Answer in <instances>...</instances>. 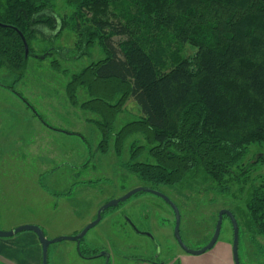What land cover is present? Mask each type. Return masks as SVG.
I'll use <instances>...</instances> for the list:
<instances>
[{"label": "trees", "instance_id": "1", "mask_svg": "<svg viewBox=\"0 0 264 264\" xmlns=\"http://www.w3.org/2000/svg\"><path fill=\"white\" fill-rule=\"evenodd\" d=\"M65 2L69 17L54 12L53 0H0V68L24 73L18 32L28 56L32 42H51L67 27L77 35L75 50H55L59 60L88 57L97 46L102 59L73 74L65 89L73 104L77 89L87 93L80 105L100 119L103 153L111 138L119 155L128 137L142 135L151 161L138 162L144 148L134 145L123 166L155 191L202 175L226 192L229 182H247L251 166L264 165L262 155L242 165L250 146L264 145V0ZM155 32L169 34V69L157 59ZM184 45L195 49L190 58L178 55ZM50 65L58 69L54 59ZM128 100L140 117L114 132ZM241 216L255 242L264 238V178L251 186Z\"/></svg>", "mask_w": 264, "mask_h": 264}, {"label": "rangeland", "instance_id": "2", "mask_svg": "<svg viewBox=\"0 0 264 264\" xmlns=\"http://www.w3.org/2000/svg\"><path fill=\"white\" fill-rule=\"evenodd\" d=\"M53 10L59 17L72 14L65 0H53ZM153 34L157 41L152 42L154 49L160 50L156 58L169 69L173 53L169 34ZM76 37L67 27L51 42H42L40 38L32 42L31 55L20 78L0 68V164L4 161L12 163L15 169L29 171L30 190H34L31 184H37L46 194L44 200L55 204V213L50 214L54 222L47 226L53 233L59 231L60 236L56 238L76 236L96 219L103 205L134 189L148 188L123 166L130 161L132 146L144 148L138 162L151 161L140 134L128 137L119 155L111 138L103 153L99 144L101 133L95 125L100 119L80 105L88 99L85 90L77 89L76 103L70 102L65 89L70 77L103 57L94 46L88 57L59 60L54 51H74ZM161 37L167 40L163 42ZM158 42L163 43L159 45ZM178 49L180 58H190L195 52L188 45ZM53 59L58 69L51 67ZM139 117L138 107L128 100L114 121V132ZM258 155L264 156V145L250 146L243 167ZM4 162L0 168L6 166ZM262 178L264 165L251 166L247 182H229L226 192L202 175L186 179L177 186H159L156 191L176 206L180 216L179 234L186 247L192 250L204 247L213 235L218 213L227 210L238 222L239 263L264 264V238H257L255 242L244 229L241 216L245 213L248 191ZM28 199L31 204L37 197L30 193ZM174 224V214L162 199L140 192L103 212L100 222L75 243L77 250L87 257L85 264H107V258L101 256L107 251L148 264H177L176 256L183 251L175 240ZM224 241L232 243L231 224L225 217L217 243ZM70 243L74 242L62 240L52 244L55 246H51L50 260L54 257V249L62 248L58 258L63 264L67 255L63 248Z\"/></svg>", "mask_w": 264, "mask_h": 264}, {"label": "crops", "instance_id": "3", "mask_svg": "<svg viewBox=\"0 0 264 264\" xmlns=\"http://www.w3.org/2000/svg\"><path fill=\"white\" fill-rule=\"evenodd\" d=\"M4 163L6 166L0 168V231L8 232L20 226L33 225L39 227L48 240L60 236L59 231L53 233L51 227L47 226L49 222H54L50 214L55 213L53 208L55 204L44 200L46 194L37 184H31L34 190H30L29 171L23 168L15 169L16 166L13 167L12 163ZM30 193L37 197V200L31 204L28 199ZM72 233L73 229L69 234ZM51 246L55 245L51 244L47 249V264H61L58 255L63 252L62 248L54 249V257L50 260ZM63 250L67 254L66 261L63 258V264H85L87 261L86 256L83 258L79 256L75 242L65 245ZM107 257V264H148L135 261L134 258L112 255L108 251ZM176 259L177 264H234L231 244L227 241L215 244L210 251L201 256L195 257L183 253L176 256ZM0 264H42V249L36 235L26 231L9 238H0Z\"/></svg>", "mask_w": 264, "mask_h": 264}, {"label": "water", "instance_id": "4", "mask_svg": "<svg viewBox=\"0 0 264 264\" xmlns=\"http://www.w3.org/2000/svg\"><path fill=\"white\" fill-rule=\"evenodd\" d=\"M0 27L2 28H6V26H3L0 24ZM23 46H24V51H25V57L24 60L27 61L28 58V54H29V50H28V45L24 39V37L18 32ZM140 192H145V193H149L152 194L154 196L159 197L160 199H162L172 210L174 217H175V224H174V237L175 240L178 244V246L180 247V249L183 251V253L190 255V256H201L204 253L210 251L214 245L217 243L218 238H219V234L221 231V227H222V221L223 218H227L231 224V228H232V243H231V250H232V259H233V263L234 264H240L239 260H238V225L236 222L235 217L233 216V214L227 210H221L218 213V218H217V222L214 228V232L212 237L210 238V240L208 241V243L202 247L201 249H197V250H192L189 249L188 247H186L181 238H180V234H179V226H180V216H179V212L176 208V206L165 196H163L161 193L155 191V190H151L149 188H137L134 189L133 191L127 193L125 196H123L120 199L117 200H113L108 202L107 204L103 205L101 208H99V210L97 211L96 214V219L91 222L90 224H88L80 233H78L76 236H71V237H61V238H56L53 240H48L45 236L44 233L42 232V230L37 227V226H33V225H24V226H20L12 231H0V238H9L12 237L15 234H18L20 232H32L36 235V237L38 238V241L41 245V249H42V264H47V249L51 244L60 242L62 240H68V241H73V242H80L84 236L87 234V232L92 229L93 227H95L101 220V215L103 212H105L106 210L116 207L119 203H122L124 201H126L127 199H129L131 196L140 193ZM101 256H105V258L107 257L106 253H102Z\"/></svg>", "mask_w": 264, "mask_h": 264}, {"label": "flooded vegetation", "instance_id": "5", "mask_svg": "<svg viewBox=\"0 0 264 264\" xmlns=\"http://www.w3.org/2000/svg\"><path fill=\"white\" fill-rule=\"evenodd\" d=\"M134 230H135V228H134ZM136 231H137V230H136ZM136 233H139V232L137 231Z\"/></svg>", "mask_w": 264, "mask_h": 264}]
</instances>
